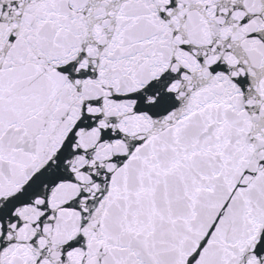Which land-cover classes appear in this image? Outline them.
I'll list each match as a JSON object with an SVG mask.
<instances>
[{"label":"snow or ice","instance_id":"1","mask_svg":"<svg viewBox=\"0 0 264 264\" xmlns=\"http://www.w3.org/2000/svg\"><path fill=\"white\" fill-rule=\"evenodd\" d=\"M0 264H264V0H0Z\"/></svg>","mask_w":264,"mask_h":264}]
</instances>
